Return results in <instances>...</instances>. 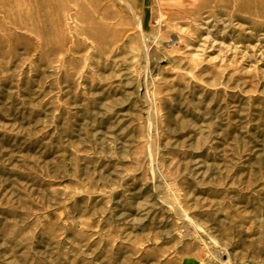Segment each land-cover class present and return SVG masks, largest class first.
Listing matches in <instances>:
<instances>
[{
  "label": "rangeland",
  "instance_id": "1",
  "mask_svg": "<svg viewBox=\"0 0 264 264\" xmlns=\"http://www.w3.org/2000/svg\"><path fill=\"white\" fill-rule=\"evenodd\" d=\"M0 264H264V0H0Z\"/></svg>",
  "mask_w": 264,
  "mask_h": 264
}]
</instances>
